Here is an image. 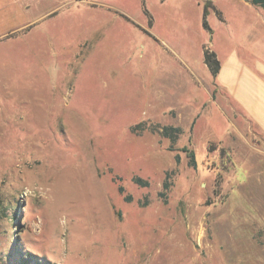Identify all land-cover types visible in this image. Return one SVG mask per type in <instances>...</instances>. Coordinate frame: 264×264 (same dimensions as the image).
<instances>
[{"label":"rangeland","instance_id":"374dc122","mask_svg":"<svg viewBox=\"0 0 264 264\" xmlns=\"http://www.w3.org/2000/svg\"><path fill=\"white\" fill-rule=\"evenodd\" d=\"M204 1L0 15V264H264V134L218 83L264 94V6L211 0L209 32Z\"/></svg>","mask_w":264,"mask_h":264},{"label":"crops","instance_id":"0c3cea01","mask_svg":"<svg viewBox=\"0 0 264 264\" xmlns=\"http://www.w3.org/2000/svg\"><path fill=\"white\" fill-rule=\"evenodd\" d=\"M9 8L6 12H1L3 18L14 19L17 15L22 16L27 14L38 0H0ZM3 6V5H2ZM6 9V8H5ZM234 62V61H233ZM221 72V71H219ZM218 75V74H217ZM219 86L224 91L234 98L239 107H242L244 112L252 119L258 126L260 131L264 134V94L258 90L247 91L246 95L242 94V87L234 80L219 81Z\"/></svg>","mask_w":264,"mask_h":264},{"label":"trees","instance_id":"16d2710c","mask_svg":"<svg viewBox=\"0 0 264 264\" xmlns=\"http://www.w3.org/2000/svg\"><path fill=\"white\" fill-rule=\"evenodd\" d=\"M250 2L254 5H259V6H264V0H250ZM212 7L211 0H205L203 4V11H202V26L205 30L209 31L211 28L208 25L207 22V15L209 13V8ZM216 13L219 15V11H216ZM204 63L208 70L210 71L211 75L215 77L217 73L219 72L220 69V62L218 58L216 57V54L213 50H210L209 48L204 50ZM140 124H137L135 127H139ZM158 132L161 136L168 138L171 142L175 141L179 135L181 134V128L177 126H172V125H163L158 129ZM169 150H173V148L170 146L168 148ZM188 152V163L192 166H195V157L194 153L192 150L184 149ZM175 162L178 163L180 161V157L178 153H175L174 155ZM133 181L140 185V186H147L148 182L147 180H143L139 176H134ZM169 187V182L166 180L163 181L162 183V190L158 193V195L164 199L165 197V192ZM119 193H123L124 189L123 186L118 185L117 187ZM124 201L129 202L131 201V196L129 194H124L123 196Z\"/></svg>","mask_w":264,"mask_h":264}]
</instances>
